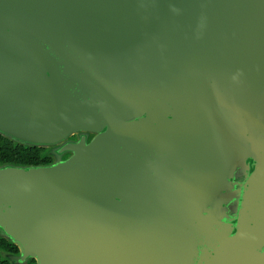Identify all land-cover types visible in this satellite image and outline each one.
Returning a JSON list of instances; mask_svg holds the SVG:
<instances>
[{
  "label": "water",
  "instance_id": "water-1",
  "mask_svg": "<svg viewBox=\"0 0 264 264\" xmlns=\"http://www.w3.org/2000/svg\"><path fill=\"white\" fill-rule=\"evenodd\" d=\"M0 133L11 261L264 264V0H0Z\"/></svg>",
  "mask_w": 264,
  "mask_h": 264
},
{
  "label": "trees",
  "instance_id": "trees-1",
  "mask_svg": "<svg viewBox=\"0 0 264 264\" xmlns=\"http://www.w3.org/2000/svg\"><path fill=\"white\" fill-rule=\"evenodd\" d=\"M51 147H39L27 145L15 139H11L0 133V166H40L49 165L54 162L55 157ZM69 156L66 154L65 157ZM18 246L12 240L0 236V264L13 263L7 254L18 255ZM25 264H36L35 259H30Z\"/></svg>",
  "mask_w": 264,
  "mask_h": 264
},
{
  "label": "flooded vegetation",
  "instance_id": "flooded-vegetation-1",
  "mask_svg": "<svg viewBox=\"0 0 264 264\" xmlns=\"http://www.w3.org/2000/svg\"><path fill=\"white\" fill-rule=\"evenodd\" d=\"M93 137V135H90V138H92ZM77 138H78V135H75V136H72L70 139L72 140H77Z\"/></svg>",
  "mask_w": 264,
  "mask_h": 264
},
{
  "label": "rangeland",
  "instance_id": "rangeland-1",
  "mask_svg": "<svg viewBox=\"0 0 264 264\" xmlns=\"http://www.w3.org/2000/svg\"><path fill=\"white\" fill-rule=\"evenodd\" d=\"M7 258H10V257H7ZM13 263H16V262H14V261H12ZM18 264V263H17Z\"/></svg>",
  "mask_w": 264,
  "mask_h": 264
}]
</instances>
